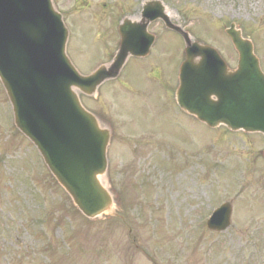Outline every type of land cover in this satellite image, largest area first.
Returning <instances> with one entry per match:
<instances>
[{"label": "rangeland", "instance_id": "374dc122", "mask_svg": "<svg viewBox=\"0 0 264 264\" xmlns=\"http://www.w3.org/2000/svg\"><path fill=\"white\" fill-rule=\"evenodd\" d=\"M52 1L71 32L69 58L84 75L114 55L117 28L140 16L142 0ZM160 1L171 21L192 30L197 40L223 46L217 49L229 66L237 55L226 26L242 22L264 72V0ZM159 25L148 29L162 36L151 51L160 48L157 61L130 60L119 77L128 82L106 84L97 101L81 97L100 124L108 119L113 129L108 181L113 194L123 196L115 198L116 218L83 219L35 164L24 139L0 134V264H264V139L208 129L180 111L169 90L183 43ZM5 99L0 87V132L12 123ZM128 171L129 189L126 180L124 186L119 182ZM221 201L231 202L230 225L208 232V211ZM43 209L51 210L49 216L35 225ZM53 218L57 228L50 225Z\"/></svg>", "mask_w": 264, "mask_h": 264}, {"label": "water", "instance_id": "95a60500", "mask_svg": "<svg viewBox=\"0 0 264 264\" xmlns=\"http://www.w3.org/2000/svg\"><path fill=\"white\" fill-rule=\"evenodd\" d=\"M147 11L149 7L143 25L121 28L122 48L113 69L121 67L128 53L139 54L141 44L147 48L151 43L143 39L145 26L163 16L158 12L147 16ZM232 37L241 57L238 70L228 72L210 49L190 46L176 99L183 110L210 127L224 124L231 130L264 134V77L251 46L239 35ZM65 38L49 0H0V78L13 103L16 124L38 146L76 207L94 218L110 207L97 182L103 170L86 169L91 184L77 174L87 167L92 153L105 155L108 134L80 107L74 90L93 94L113 71L100 68L92 76L80 77L64 57ZM196 57L200 60L194 64ZM225 215L223 220L215 216L209 227L224 229L228 208Z\"/></svg>", "mask_w": 264, "mask_h": 264}]
</instances>
